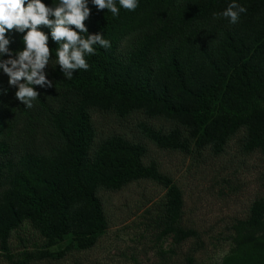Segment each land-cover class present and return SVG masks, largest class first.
<instances>
[{"label":"trees","instance_id":"obj_1","mask_svg":"<svg viewBox=\"0 0 264 264\" xmlns=\"http://www.w3.org/2000/svg\"><path fill=\"white\" fill-rule=\"evenodd\" d=\"M231 2L138 0L134 11L120 7L113 16L89 0V34H103L111 46L97 45L85 57L89 69L74 70L70 80L53 67L51 28L39 26L49 36L52 85H34L40 95L31 108L0 69V250L10 264L93 248L111 225L104 192L141 180L166 190L139 206L151 204L146 214L159 254L174 252L164 249L169 238L177 246L195 238L184 264H201L196 253L204 241L186 220L185 192L150 158V145L198 162L239 157L241 165L258 156L264 167V0H236L247 12L235 25L214 18ZM24 34L6 32L13 58ZM100 114L127 123L107 131ZM25 223L44 242L20 236L14 248L11 239ZM230 229V249L209 264H264V195Z\"/></svg>","mask_w":264,"mask_h":264},{"label":"rangeland","instance_id":"obj_2","mask_svg":"<svg viewBox=\"0 0 264 264\" xmlns=\"http://www.w3.org/2000/svg\"><path fill=\"white\" fill-rule=\"evenodd\" d=\"M104 128L125 126L112 116L99 115ZM150 158L156 159L161 169L170 174L182 187L186 198V220L202 233L204 247L196 253L201 264L220 261L231 247V225L236 218L245 217L252 202L264 195L263 162L252 156L241 163L223 158L198 162L178 151H168L150 145ZM230 179V182L223 180ZM166 190L151 180L133 182L119 191L104 192L111 225L97 244L89 250H75L61 260L40 261L33 264H184L185 252L195 244L190 238L183 244H173L169 238L164 249L173 248L165 258L159 254L155 226L146 209L140 207L149 199H160ZM22 237L29 244L43 243L44 239L29 223L23 224L12 239L15 248ZM0 264H10L0 250Z\"/></svg>","mask_w":264,"mask_h":264},{"label":"clouds","instance_id":"obj_3","mask_svg":"<svg viewBox=\"0 0 264 264\" xmlns=\"http://www.w3.org/2000/svg\"><path fill=\"white\" fill-rule=\"evenodd\" d=\"M91 2L99 10L107 9L113 16L120 14V7L130 11L138 7V0H118L120 7H117L116 0ZM25 3L26 0H0V57L9 55L8 59H0V69L8 75L10 85L18 86L16 99L31 108L40 95L34 85H52L45 72L52 56L49 36L39 26L51 28V37L58 44L56 63L52 66H61L64 76L69 80L73 78L74 70L89 69L85 57L94 55L97 45L105 49L111 45L103 34H89L85 25L91 13L89 0H59V3L51 6L43 0H27V6ZM246 12L245 6L232 0L223 12L213 15L214 18H226L230 24L235 25L240 22L241 14ZM13 29L25 33L24 48L15 54V58L11 55L8 47L10 39L6 36V32Z\"/></svg>","mask_w":264,"mask_h":264}]
</instances>
